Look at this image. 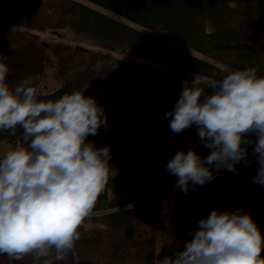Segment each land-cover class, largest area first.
Returning <instances> with one entry per match:
<instances>
[{
	"label": "trees",
	"instance_id": "16d2710c",
	"mask_svg": "<svg viewBox=\"0 0 264 264\" xmlns=\"http://www.w3.org/2000/svg\"><path fill=\"white\" fill-rule=\"evenodd\" d=\"M5 1L0 3V54L8 57L7 81L12 87L42 73L45 52L31 33L9 26L39 31L68 28L109 50L129 54L120 64L81 69L43 97L57 99L85 87L91 92L104 80L116 91L111 101L101 104L107 126L88 137L97 147L111 146L108 185L79 228L75 256L69 254L55 264H155L173 255L155 250V231L182 230L180 235L188 241L200 219L213 209H241L253 220L260 219L256 205L264 207V185L253 182L258 170L250 162L254 145L249 146L247 162L238 163L235 172L223 168L217 172L213 166L211 181L191 184L190 191L176 195L168 208L161 204L163 197L156 196L177 183L166 167L177 151L195 149L201 157L211 152L195 125L180 133L169 128L171 117L165 118V113L173 109L183 82L191 84L199 73L210 79L225 76L210 60L229 59L233 70L259 66L258 74L264 75V0H87L146 30L163 32L166 39L75 0H58L55 5L30 0L20 10L6 7ZM73 68L76 71V65ZM0 140L14 149L26 146L19 128L14 136L0 131ZM193 213L196 218L189 220ZM87 221L96 225L89 232L84 229ZM0 264L33 261L31 257L9 260L4 254Z\"/></svg>",
	"mask_w": 264,
	"mask_h": 264
},
{
	"label": "clouds",
	"instance_id": "9594fccd",
	"mask_svg": "<svg viewBox=\"0 0 264 264\" xmlns=\"http://www.w3.org/2000/svg\"><path fill=\"white\" fill-rule=\"evenodd\" d=\"M7 60L0 54V131L14 136L22 129L26 146L0 158V255L55 264L75 256L79 228L108 185L111 146L88 140L107 126V114L94 96L79 90L43 99L48 96L44 85L31 79L12 87ZM259 71V66L226 70L221 79L199 73L191 84L183 82L165 118L171 117L174 133L195 125L211 152L201 157L195 149L179 150L169 160L167 170L182 192L190 182L211 181L213 166L235 172L238 163L247 162L250 145L258 165L253 182L264 185V75ZM262 250L264 234L249 213L213 209L183 249L159 264H264Z\"/></svg>",
	"mask_w": 264,
	"mask_h": 264
},
{
	"label": "rangeland",
	"instance_id": "374dc122",
	"mask_svg": "<svg viewBox=\"0 0 264 264\" xmlns=\"http://www.w3.org/2000/svg\"><path fill=\"white\" fill-rule=\"evenodd\" d=\"M5 0L1 1L3 3ZM30 0H6L5 5L6 7H11L12 10H20L25 8V4ZM58 0H49L52 5H55V2ZM81 2L87 6H90L97 11H100L110 17L121 21L125 24H128L138 30L144 31L145 33L152 35L153 37L166 39L167 37L164 36L163 32H153L146 30L145 28L141 27L137 23L117 14L113 13L99 5H96L87 0H75ZM9 25V24H8ZM11 29L17 28V30H21L24 33H31L34 36V41L36 42L37 46H43L45 52V64L42 73L38 74L37 77L33 78L32 80H39L37 85H44L46 91L54 90L57 87L61 86L66 79L71 76L75 75L78 71L85 68H98L104 64L107 65H114L120 64L123 59H125L129 54L123 52L121 50H109V48L103 46L101 43H98L94 40L89 38L83 37L81 34H75L72 30L68 28H55V29H46V30H36V29H28V28H21L19 26L10 27ZM178 45L182 50H190L187 47ZM192 51V50H190ZM213 62L215 66H217L223 74L227 71H232L233 69L230 66V60H210ZM76 65V71L74 70V66ZM227 74V73H226ZM87 87L83 88L81 92L84 93L85 96H94L98 102V104H102L103 102L108 103L112 100V96L116 94L114 88H112L106 80L102 82L96 89L92 90L91 92H86ZM211 93V92H209ZM10 150H14L8 143L3 140H0V158L4 156V154ZM251 157H254L251 155ZM250 162L254 163L256 166V160L251 159ZM146 171V170H145ZM190 185L188 187V191H190ZM180 192V188L177 187V183L173 184L172 186L164 189L159 194H157V198L163 197L161 200V204L163 208H168L171 201H174L176 195ZM183 193V192H182ZM256 210L258 215H262L260 219H255L254 221H261L257 223L261 232H264V207L256 205ZM244 212V211H243ZM201 214H199L200 216ZM195 214H191L189 220H192ZM198 216V217H199ZM197 217V218H198ZM188 220V221H189ZM96 225L92 222H86L84 224V229L88 232L91 231ZM182 230L177 231H169L165 229L164 231H155V250L158 252L160 250L164 251H172L173 255L176 251L182 250L186 240L180 235ZM155 264H159L157 260Z\"/></svg>",
	"mask_w": 264,
	"mask_h": 264
}]
</instances>
